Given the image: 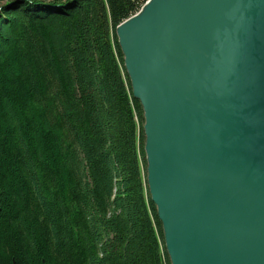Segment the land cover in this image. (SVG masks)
Here are the masks:
<instances>
[{
    "label": "trees",
    "instance_id": "obj_1",
    "mask_svg": "<svg viewBox=\"0 0 264 264\" xmlns=\"http://www.w3.org/2000/svg\"><path fill=\"white\" fill-rule=\"evenodd\" d=\"M146 0H0V264H170L116 26Z\"/></svg>",
    "mask_w": 264,
    "mask_h": 264
},
{
    "label": "water",
    "instance_id": "obj_2",
    "mask_svg": "<svg viewBox=\"0 0 264 264\" xmlns=\"http://www.w3.org/2000/svg\"><path fill=\"white\" fill-rule=\"evenodd\" d=\"M170 264H264V0H147L115 29Z\"/></svg>",
    "mask_w": 264,
    "mask_h": 264
},
{
    "label": "rangeland",
    "instance_id": "obj_3",
    "mask_svg": "<svg viewBox=\"0 0 264 264\" xmlns=\"http://www.w3.org/2000/svg\"><path fill=\"white\" fill-rule=\"evenodd\" d=\"M146 1H147V0H146ZM146 1H145V2H146ZM145 2H144V3H145ZM144 3H143V4H144ZM140 8H141V7H140ZM139 10H140V9H139ZM139 10H138V11H139ZM138 11H137V12H138ZM134 14H135V13H134ZM132 15H133V14H132ZM132 15H131V16H132ZM129 17H130V16H129ZM129 17H128V18H129ZM123 21H124V20H123ZM123 21H122V22H123ZM120 23H121V22H120ZM120 23H119V24H120ZM119 24H118V25H119ZM116 27H117V26H116ZM115 29H116V28H115ZM146 186H147V184H146ZM147 190H148V189H147ZM153 205H154V204H153ZM154 208H155V206H154ZM164 250H165V248H164ZM165 252H166V251H165ZM166 255H167V254H166Z\"/></svg>",
    "mask_w": 264,
    "mask_h": 264
},
{
    "label": "bare ground",
    "instance_id": "obj_4",
    "mask_svg": "<svg viewBox=\"0 0 264 264\" xmlns=\"http://www.w3.org/2000/svg\"><path fill=\"white\" fill-rule=\"evenodd\" d=\"M149 194V193H148ZM149 197H150V195H149Z\"/></svg>",
    "mask_w": 264,
    "mask_h": 264
}]
</instances>
